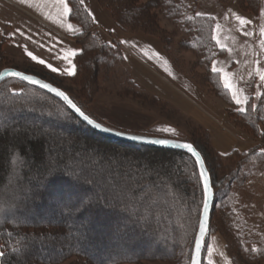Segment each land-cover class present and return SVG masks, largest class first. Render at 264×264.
Listing matches in <instances>:
<instances>
[{
    "label": "trees",
    "instance_id": "trees-1",
    "mask_svg": "<svg viewBox=\"0 0 264 264\" xmlns=\"http://www.w3.org/2000/svg\"><path fill=\"white\" fill-rule=\"evenodd\" d=\"M251 1L256 9L250 12L259 13L260 0H246V6ZM68 2L72 9L70 20L81 28V33L75 38L81 51L76 57V74L62 78L79 80L94 94L100 75L98 66L108 58L123 62V56L115 54L110 57L107 54L118 48L104 43L100 32L94 31L97 25L93 16L88 14L90 11L84 0L83 3L80 0ZM97 2L109 12L114 26L122 32L158 37L166 55L178 69L189 75L207 94L232 108L228 117L234 126V117L246 123L249 115L253 122L247 124L250 132L240 130L256 141L262 140L259 127L262 123L256 112H264V93L257 106L250 101L241 112L233 107L219 73L211 69L212 62L225 54L213 38L214 19L203 15L185 18L186 24L196 23L193 29L196 45H190L187 50L200 58L192 65L182 63L179 56L173 55L177 47L167 46L164 41L161 16L172 19L173 9L184 18V11L193 5L192 2L197 7L199 0ZM5 40L0 39V72L6 66L14 65L6 56ZM197 67L203 69L202 74L195 70ZM64 92L89 115L80 102ZM26 117L38 119L41 125L23 121ZM260 152L257 145L244 153L216 155L231 163L236 156L246 160L252 153L256 157L262 156ZM203 158L209 169L210 163L205 156ZM109 162L118 181H127L133 187L137 182L144 185L143 191L138 189L146 201L144 207L138 206L139 210L124 204L108 207L105 201L97 203L96 198L90 195V185L75 182V175L79 174L82 166L106 169ZM246 162L233 165L226 178L228 190L247 177L240 174ZM123 173L129 176L125 180L120 179ZM212 187L216 201L219 190L214 184ZM202 200L203 184L191 155L107 138L82 123L59 99L35 86L14 78L0 85V252L5 254L1 264L171 263L185 256L189 244L192 245L196 238ZM227 213L233 215L232 209ZM227 224L224 225V233ZM154 245L163 252L131 255L143 253ZM117 252L125 256H117Z\"/></svg>",
    "mask_w": 264,
    "mask_h": 264
},
{
    "label": "rangeland",
    "instance_id": "rangeland-1",
    "mask_svg": "<svg viewBox=\"0 0 264 264\" xmlns=\"http://www.w3.org/2000/svg\"><path fill=\"white\" fill-rule=\"evenodd\" d=\"M230 1H235L236 6L242 13L249 15L258 14L250 12V10L255 11L256 9L255 3L252 1L249 6H246V0H221L222 3L213 0L211 6L212 11H209V0H202V6L197 5L195 7V2H192L193 5L191 4L187 10H183L186 14L184 18L180 16L181 13L175 12L173 9H171L172 12L170 14L172 17L170 19L171 21L161 16L160 26L164 30V41H166L167 46L177 47V51L173 55L179 56L180 61L186 66L199 61L200 57L198 55L187 50V47H190V45H196L193 30L196 23L186 24L185 18L198 14L201 16L203 14L209 15L210 13L216 14V12L223 9L229 12L230 8L228 6L226 7L225 4L230 3ZM261 3L262 14L264 15V0H261ZM241 6L243 9L246 7L247 9L243 10ZM89 7V10L93 12L92 4ZM104 11L108 14L109 18L103 17L97 22L102 28V30H99V35L104 43L118 48V50H112L110 54H107L110 57L115 54H120L123 56V62H115L113 58L103 60L102 65L98 66L100 75L97 81V93L93 92L94 94H92V90L85 89L79 80L70 81L62 77L48 75L45 71H41L37 76H41L40 78L67 91L73 98L80 102L81 106L92 119H95L105 127L132 135L193 143L194 147L210 163L208 170L211 182L219 190V196H217L211 213V225L205 240L202 264H209V260L212 261V264H264V112L262 110H257L256 112V116L261 119L262 123L259 125L260 131L262 132V140L260 142L257 140V145L260 147L262 156H253V153L248 155L246 157L247 162L242 167L243 169L240 173L247 177L243 181H239V184L232 186L231 190H228L229 181L226 178L231 173V169L234 168L233 165H237L239 162L246 160L243 157L236 156L229 163L217 157L216 153L210 150L207 136L197 129L193 122L180 110L156 96V91L154 90L165 91L184 100L194 101L193 94L188 92L182 86V83L171 77L167 69L165 70L157 62L155 53H149L144 56L140 52L128 54L127 50L126 53L129 62L126 64L124 52L119 45L122 44L120 43L122 42L120 35H123L122 33L124 32L114 26L109 12ZM238 24H235L233 27L230 26L233 34L239 32L237 29ZM262 26H264V20L256 19L255 22L250 24V29L258 32ZM1 34L0 39L4 37ZM155 38L160 41L158 37ZM262 39L264 37H261ZM154 41L158 43L157 40L154 39ZM243 42L246 45L251 44V40H244ZM153 51L156 52L155 50H151V52ZM259 57L260 66L261 64L264 66V46H262L261 41ZM134 61L138 65L136 64L134 66ZM22 67L30 68L36 66L28 63L27 65H22ZM6 68L20 69L15 63L13 66H6ZM134 69L139 71L142 78L141 81H137L132 77ZM195 70L199 74L203 73V69L200 67L195 68ZM260 70L264 71L263 69ZM148 85L153 86L154 89ZM253 92L254 96H256V101L259 100L264 92V82L259 80L258 75ZM257 104L254 106H257ZM249 112H251V109ZM234 118H236V120H233L235 127L250 132L251 129H248L247 124L249 123L250 125L253 122L250 120L249 115L246 123L239 121L237 117ZM23 121H32L34 125H41V122L35 118L26 117ZM116 169L118 168L116 167ZM128 177L123 173L120 179L125 180ZM229 209H232L233 215L227 213ZM230 220H232L231 224H229ZM226 223L228 224L224 233V225ZM194 241L192 245L189 244L185 256L180 257L177 261L171 263L143 261L140 264H187L189 255L190 264ZM157 248L159 246L154 245L146 249L143 253H132L131 255L160 254L163 252L158 251ZM209 250H211V255L209 254ZM116 255L125 256L122 252H117ZM65 264H70V262Z\"/></svg>",
    "mask_w": 264,
    "mask_h": 264
},
{
    "label": "crops",
    "instance_id": "crops-1",
    "mask_svg": "<svg viewBox=\"0 0 264 264\" xmlns=\"http://www.w3.org/2000/svg\"><path fill=\"white\" fill-rule=\"evenodd\" d=\"M88 9L90 4L93 6L92 16L96 22L95 30H102L97 24L103 17L109 18L108 14L100 7L97 0H84ZM220 3L221 0H217ZM65 2L69 5L68 0ZM209 11H212L213 0H209ZM202 0H199V6H202ZM230 8L216 12L203 14V16L212 17L215 21L214 40H220V47L223 45L225 54L222 57L215 59L212 62L213 66L218 69H223L228 74L229 83L232 90L238 92L242 99H246V104L237 105L232 99L231 91L225 86L223 73L217 72L220 75L221 83L230 94L233 102V107L247 108L250 101L255 105L259 100H255L253 90L257 81L256 69H263L260 66V31L250 29V24L256 19L264 20L262 14V3L260 0V11L257 15H249L242 13L236 6L235 1L225 4ZM62 5L60 0H27L25 5L18 3V0H0V34L4 35L6 56L18 65L19 70L25 73L40 74L45 71L48 75L56 77H72L77 72L76 57L81 51V46L75 39L81 33L79 25L70 20V14L61 26ZM206 13V12H205ZM240 15L251 23L246 26L237 25L238 33L233 34L230 26L233 27L239 23L235 16ZM108 16V17H107ZM71 23L77 31L69 32L67 24ZM219 25V29H217ZM232 29V28H231ZM94 30V31H95ZM121 32V31H120ZM122 33V32H121ZM244 33H251L245 35ZM1 34V35H2ZM122 44H119L124 52L125 62L128 61V54L137 52L143 53L146 56L149 53H155L157 62L169 73L171 77L182 83V86L193 94L194 101L182 99L176 95H171L165 91H156V96L160 97L180 110L187 118H189L196 128L201 129L208 136V144L210 148L220 156H228L234 152H248L257 146V141L250 134L236 128L228 117L230 108L221 99L210 96L202 90L192 78L178 69L166 55L160 41L148 35H126L122 33ZM157 40L158 43H156ZM251 40L250 45H246L243 41ZM71 49L76 52L75 56L65 59L66 52ZM155 50L156 52H151ZM159 50V53H158ZM31 53V55H29ZM33 57H36L34 60ZM43 60L41 64L39 61ZM28 63L34 64L36 67L25 68L22 65ZM138 65L134 61L133 65ZM51 66V67H49ZM75 68L74 75H68V71ZM51 68H56L57 71H51ZM41 77V76H40ZM132 77L141 81V75L138 70L134 69ZM152 89L153 86L148 85ZM264 93V92H263ZM257 102V103H256Z\"/></svg>",
    "mask_w": 264,
    "mask_h": 264
},
{
    "label": "snow or ice",
    "instance_id": "snow-or-ice-1",
    "mask_svg": "<svg viewBox=\"0 0 264 264\" xmlns=\"http://www.w3.org/2000/svg\"><path fill=\"white\" fill-rule=\"evenodd\" d=\"M81 3H83V0H80ZM18 3L21 5H25L27 3V0H18ZM60 4L62 5L63 11H62V18H61V26H63L64 21L71 13L72 9L68 6V4L65 2V0H60ZM90 16L92 15L91 12L88 13ZM199 15V14H198ZM94 19V17H93ZM236 21L239 22L241 26L249 25L251 22L244 17L240 15L235 16ZM67 29L69 32H75L77 29L73 27L71 23L67 24ZM217 29H219V25H217ZM245 35H251V33H244ZM260 35L261 37H264V26L260 29ZM217 44H220V40L217 39ZM262 46H264V39L261 40ZM223 48V45H221ZM31 55V53H29ZM76 52L69 49L65 54V59H69L72 56H75ZM35 60L36 57H33ZM41 64L44 63L43 60L39 61ZM51 67V66H49ZM51 71L56 72V68H51ZM213 72H220L223 73L224 76V83L225 86L229 88L232 94V99L235 101L237 105L246 104L247 100L242 99L238 92L235 90H232V86L229 83L228 80V74L224 72L223 69H218L217 67L213 66L212 69ZM75 74V68L73 66L72 70L68 71V75H74ZM256 74L259 77V80L261 82H264V71H261L259 68L256 69ZM4 76H12V77H18L21 80L28 81L31 84H37L39 81L34 80L32 76L29 75H23L21 72H11V73H4L3 75H0V79H3ZM41 88L48 89L50 92L54 93L57 97L61 98L69 108H71L76 114L79 115L80 118L84 122H86L89 126L98 129L104 133H111L116 136H122L125 135V133H122L120 131H116L109 127L102 126L101 123H98L95 119H92L89 117V115L85 114L84 111L80 109L73 101L63 92L58 90L57 88L52 87L51 85L44 83L40 84ZM240 111L243 112L244 108H240ZM129 139L132 140H138V141H144L143 137L139 136H129ZM151 143L160 144L163 146H167L169 144V141L167 140H151L148 141ZM178 148L185 149L188 153H190L196 161V164L199 166V177L203 184V219L199 221V230H200V236L203 237L206 233L207 229V223H208V216H209V201L211 199V186H210V180H209V170L206 168V162L201 157V154L194 148V146L190 143H178L175 145ZM117 164L122 167V165L119 164L117 161ZM75 182H82L86 185L91 186V193L90 195L94 196L96 198V202L99 203L100 201H105L106 206L108 207H118L119 204H124L126 207L131 205L133 208H137L139 210V207H144L146 204V201H144L143 197L140 196L138 189L140 191H143L144 185L140 184L139 182L136 183V186L133 187L130 185L127 181L120 182L118 181L113 173V166L112 163L109 162L108 168H96L93 166H82L80 168L79 174L75 175ZM90 206V205H85ZM139 206V207H138ZM255 251V249H253ZM196 252L197 256H199L200 252V244L197 243L196 245ZM209 254L211 255V250H209ZM4 252H0V258L4 257ZM195 264H199V260H195ZM209 264H212V261L209 260Z\"/></svg>",
    "mask_w": 264,
    "mask_h": 264
},
{
    "label": "water",
    "instance_id": "water-1",
    "mask_svg": "<svg viewBox=\"0 0 264 264\" xmlns=\"http://www.w3.org/2000/svg\"><path fill=\"white\" fill-rule=\"evenodd\" d=\"M16 71H19L21 72L23 75H29V76H32L34 80H37L39 81V83L37 84H31L29 83L28 81H24V80H21L20 78L18 77H12V76H4L3 79H0V85H2L5 81L9 80V79H17L21 82H24L26 84H29V85H32V86H35L47 93H49L50 95L56 97L57 99H59L64 105L67 106V104L59 97H57L54 93L50 92L48 89H44V88H41L40 87V84H44V83H47L49 85H51L52 87L54 88H57L58 90L60 91H63L61 90L60 88H58L57 86L47 82L46 80L40 78L39 76L35 75V74H30V73H25V72H22L20 70H17V69H14V68H6L4 70H2L0 72V75H3L4 73H11V72H16ZM64 92V91H63ZM65 93V92H64ZM66 94V93H65ZM67 95V94H66ZM68 96V95H67ZM69 97V96H68ZM70 98V97H69ZM74 103V102H73ZM68 107V106H67ZM68 109L82 122L84 123L87 127L91 128L92 130L96 131L97 133L107 137V138H110V139H113V140H117V141H122V142H125V143H130V144H137V145H142V146H146V147H151V148H161V149H167V150H175V151H182V152H185L189 155H191L190 153H188L185 149L183 148H178L176 147L175 145L178 144V143H187V142H182V141H177V140H172V139H165L163 138V140H167L169 141V144L167 146H163V145H160V144H156V143H151V142H148V141H151V140H161L162 138H153V137H143V136H139V137H143L144 138V141H138V140H132V139H129L128 137L129 136H138V135H132V134H127L125 133V135H122V136H116L114 134H111V133H104L98 129H95L91 126H89L86 122H84L82 120V118L79 117L78 114H76L71 108L68 107ZM103 126V125H102ZM105 127V126H104ZM194 146V145H193ZM195 148V147H194ZM196 149V148H195ZM197 150V149H196ZM198 151V150H197ZM199 152V151H198ZM200 153V152H199ZM201 154V153H200ZM192 156V155H191ZM193 157V156H192ZM201 157L203 158V156L201 155ZM194 158V157H193ZM204 159V158H203ZM195 160V158H194ZM197 167H198V170H199V166L197 164ZM207 168V166H206ZM208 169V168H207ZM209 180H210V186H211V192H212V195H211V199L209 201V216H208V223H207V229H206V233L203 237L200 236V230H199V227H198V231H197V235H196V238H195V243H194V247H193V251H192V256H191V263L190 264H195V260L198 259L199 260V264H202V261H203V252H204V247H205V240L208 236V233H209V228H210V217H211V213H212V210H213V206H214V203H215V194H214V189L212 187V182H211V177H210V173H209ZM203 219V212L201 214V218L200 220ZM197 243L200 244V252H199V256H197V252H196V245Z\"/></svg>",
    "mask_w": 264,
    "mask_h": 264
}]
</instances>
